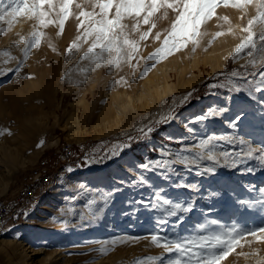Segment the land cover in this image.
Wrapping results in <instances>:
<instances>
[{
	"label": "rangeland",
	"instance_id": "374dc122",
	"mask_svg": "<svg viewBox=\"0 0 264 264\" xmlns=\"http://www.w3.org/2000/svg\"><path fill=\"white\" fill-rule=\"evenodd\" d=\"M77 3L81 8H76ZM94 3L95 0H74L62 33L56 23L38 27V22L27 16L17 17L11 26L7 19L0 22V29H3L0 32V69L5 73L0 74V128L2 122H7V131L0 132V146L16 155L14 164H0V200L15 194L22 172L33 167L39 157L46 155L50 161L58 162L61 147L66 144L73 148L68 163H78L84 170L74 169L65 181L53 182L32 213L29 207L28 216L10 231V227L7 228L8 232L0 237V264H136L138 260L143 264H161L159 260L147 259L155 256L161 257L166 264L167 259L174 258L177 253H166L150 239L157 231V221L165 218L163 212L168 207L156 200L154 194L157 192L172 201L195 205L192 212L182 214V219L167 217L168 223L160 231L168 238L193 239L201 225L213 220L221 226L235 225L247 230L264 227V205L260 203L264 201V167L255 159L245 160L239 144L240 139L245 141V152L249 146L256 149L264 146V103H261L264 91H256L258 86L264 85H259L258 75L252 76L264 70L261 65L264 53L256 51L249 57L250 49H245L237 56L234 50L214 69L204 62L215 53L214 47L220 46L218 42L223 35L233 34L235 47L241 42L246 35L242 29L256 16V6H219L215 15L201 26L198 45L189 42L158 62L147 58L161 47L176 13L172 9H161L154 18L156 27L146 40H139V33L147 31L151 25L141 21L139 32H133L132 25L136 21L126 17L122 22L128 26L129 38L139 43L137 53L130 62L125 57L116 67L107 63L96 67L87 59L81 60L91 38L87 42L82 40L79 50L67 53L70 43L83 31L77 27L82 19L78 18L79 12L93 11ZM53 19H56L54 14ZM218 27L222 28L215 31ZM35 31L44 35L38 46L30 49L27 60H23L25 45L21 37L30 39ZM253 31L257 33L259 49L264 43L258 39L261 25L255 24ZM157 32L160 40L155 39ZM217 32L223 35L217 37ZM5 51L9 56L2 55ZM21 60L23 66L16 72ZM250 60H255V65L250 64ZM146 65L149 71L141 77ZM179 74L184 79L194 77L196 80L180 87ZM165 81L178 87L154 99L155 88ZM188 92L193 95L183 106H177V120L157 124L149 137L140 138L138 129L166 115L173 105L172 98L178 101ZM128 98L132 99L137 111L125 120L123 116V128L93 136L105 121L115 119L117 109L122 108ZM13 107L23 110L22 120L17 123ZM212 107L227 111L221 117L191 124L194 118ZM69 114L72 119H68ZM236 115L243 118L232 128L229 121ZM73 117L79 120L77 128L86 132L80 139L67 137L70 129L66 125ZM29 120L35 124L33 130L28 128ZM186 124L193 128L192 132L187 131ZM208 134L236 138L232 144L222 142L219 150L235 152V156L229 157L227 166L216 165L214 174L198 175L196 166L189 170L181 164L150 171L138 168L149 160H175L177 152L191 155L185 150L194 151L198 140ZM128 137L133 139L129 141ZM123 143H129L130 147L122 152L116 149L120 154L112 156L114 147ZM162 149L168 150L170 155L161 156ZM102 154H105L103 161L98 163ZM233 162L236 167L231 166ZM210 165V161H204L200 167ZM249 167L253 171H247ZM141 173L148 184L137 181ZM104 196L108 197L106 201L101 199ZM92 200L97 203L91 204ZM148 201L156 207L146 206ZM238 201L255 203L245 207ZM5 238L10 240L3 241ZM221 264H264V240L243 238L241 245Z\"/></svg>",
	"mask_w": 264,
	"mask_h": 264
},
{
	"label": "snow or ice",
	"instance_id": "6c2138e0",
	"mask_svg": "<svg viewBox=\"0 0 264 264\" xmlns=\"http://www.w3.org/2000/svg\"><path fill=\"white\" fill-rule=\"evenodd\" d=\"M73 3L74 0H59L58 3L57 0H7V3L4 0H0V22L7 19L9 26H11L17 17L27 16L35 19L38 22V27H47L50 24L56 23L62 33L65 23L71 15V6ZM248 4H254L256 6L257 14L249 19L247 26L242 29L246 35L235 47L234 54L238 56L243 50L250 49L247 55L252 57L256 51L264 53V43H261L259 49L257 48V33L253 31L254 25L259 23L261 25V31L259 32L258 39L264 42V0H95L93 11L81 10L79 12L78 18L82 19H80L77 27L78 30L82 29L83 31L81 35H78L70 43L67 53L71 54L73 49L79 50L81 41L87 42L91 38L92 42L87 51L81 56V60L87 59L96 67L105 63L110 67H116L125 57L130 62L138 51L139 43L137 40L129 38L128 32L126 31L128 26L122 21L126 17L133 18L136 21L132 25L133 32H139L141 21L144 25L150 24L151 26L147 31L139 33V40H146L152 32V29L156 27L154 22L156 14L161 9H172L176 14L171 22L170 29L167 30L166 35L163 37L161 47L155 49L147 58L148 60L158 62L186 47L189 42L194 46L198 45L199 41L197 38L202 34L200 31L201 26L215 15V10L219 6L242 8ZM75 6L76 8H81V5L78 3ZM96 8L99 9L98 12L95 11ZM53 14L56 17L55 20L53 19ZM223 19L227 21L228 17H223ZM2 31L3 29H0V32ZM228 31L232 32V29L229 28ZM43 35V32L35 31L31 34L30 39L21 37L25 45L22 49L23 60H27L30 49L38 46L40 38ZM221 35H223L221 32L215 33L217 37ZM155 39H161L159 32L155 33ZM97 49L99 51H96ZM112 53H115V56H112ZM2 55L9 56V53L5 51ZM10 58L17 59L16 57ZM249 63L255 65L256 62L255 60H250ZM261 65L264 67V56H261ZM22 66L23 61L21 60L18 62L15 71L18 72ZM8 71H13V69H8ZM80 71L86 72L87 69H80ZM148 71L149 67L146 65L144 71L140 74L141 77L146 75ZM0 74H5L3 69H0ZM257 75L259 77V85H264V70L258 73H252L254 78ZM248 82L251 83V81ZM256 91H264V87L258 86ZM192 95V92H188L178 101L176 97H173V105L169 107L166 115L138 129L140 138L149 137L155 130L157 124L171 123L177 120L179 118L176 111L177 106H183L191 99ZM261 103H264V101ZM226 111L227 109L222 107H212L206 113L194 118L191 124H200L209 118L221 117ZM242 118V115H236L235 119L229 121L230 126L232 128L237 127V123ZM186 128L189 132L193 131L190 125L186 124ZM132 139V137H128L129 141ZM171 139L173 138L169 137V140ZM235 140V137L208 134L206 137L198 140L194 151L190 149L185 150L191 152V155H182L180 152H177L175 154V160H149L138 165V168L144 171H150L156 168L171 169L173 165L181 164L185 169L189 170L193 166H196L199 169L197 171L198 175L214 174L216 172V165L227 166L229 164V157L235 156V152L219 150L223 146L222 142L232 144ZM42 144L43 140L40 142V145ZM239 144L241 146V155L245 160L255 159L261 167H264V146L258 149L249 146L245 152L243 151L245 141L240 139ZM128 147H130L129 143L117 144L112 150L111 155L117 156L120 152L116 151V149H120L122 152ZM160 155L168 156L170 153L168 150L162 149ZM204 161H210L211 165L201 168L200 165ZM231 166L236 167V163L233 162ZM246 170L249 172L253 171L250 167L246 168ZM68 171L71 172L72 169L69 168ZM136 179L140 184L146 185L149 183L142 173ZM154 195L158 202H162L168 207L163 212L165 218L157 221V231L151 234V242L156 247H162L166 253H177L174 258H168L166 264H221V261L227 258L230 252L241 245L243 238L254 237L257 241L264 240V227L247 230L235 225L230 227L221 226L215 220L208 225H201L199 227V233L193 239L180 240L168 238L161 234L160 231L163 226L167 225V217L182 219V214L192 212L195 205L187 201H172L170 198H165L162 192H157ZM107 198V196H104L101 199L106 201ZM90 203L95 204L97 201L92 200ZM238 203L247 207L250 203L255 202L238 201ZM260 203L264 205V201ZM146 206L155 208L156 204L148 201L146 202ZM81 218L83 219V217ZM63 223L67 224V221ZM245 242L251 243V241ZM101 251L105 252L106 249H101ZM147 259L152 262L159 260L161 264H164V261L159 256L148 257ZM136 264H143V261L138 260Z\"/></svg>",
	"mask_w": 264,
	"mask_h": 264
},
{
	"label": "bare ground",
	"instance_id": "6f19581e",
	"mask_svg": "<svg viewBox=\"0 0 264 264\" xmlns=\"http://www.w3.org/2000/svg\"><path fill=\"white\" fill-rule=\"evenodd\" d=\"M220 28H222V27H218L217 29H215V31L220 30ZM233 36H234L233 34L232 35L228 34L226 36L223 35V37L220 38V41L218 42V43H220V46H216L213 49V52H215V53L210 54L209 58L204 59V62L209 63V65L212 67V69H214L216 67H220L221 66L220 64L223 62L225 57H227V55H230L231 52H233L235 50V43L233 42L234 41ZM179 75H180V78L177 82H178V86H180V87L181 86L186 87V85H189L193 81L196 80L194 77H192L191 79H189V78L184 79V77L181 76V74H179ZM177 87L171 83L166 82V81L164 83L159 84L155 88L157 95L155 96L156 98H154V99L158 100L159 98H161V96H164V95H167L169 93L174 92V90ZM249 94L252 95L253 97H255V95H253L252 93H249ZM131 100L132 99L128 98V101H126L125 103L122 104V108L117 109L115 119L105 121L104 124L102 126H100L98 130L94 131V133L92 135L95 137H99V135L111 133V132H113V130L114 131L118 130V129L121 130V128H123V126H124L125 118L126 117L128 118L130 113H134L135 111H137L136 106L133 103H131ZM31 109H33V108H31ZM22 111H23L22 108H18V107L12 108L13 118H15L16 123H17V121L22 120L20 118ZM124 115H125V117L123 120ZM67 117H68V119H72L70 114ZM77 121L79 122L78 119L73 117V121L68 122V124L66 125L67 126L66 128L70 129L68 131V134H67V137L70 139H80L86 133L85 129H80V128L78 129L77 128V126H76ZM73 122H75V124ZM28 128H29V130H33L35 128V124L31 120H29ZM6 129H7V122L5 121V122H2L0 132H5L4 130H6ZM70 146L71 145L66 144L65 148L73 149ZM61 148H63V147H61ZM0 150L2 151L1 152L2 158H0V164H3V166H6V162H9L10 164H14V161L16 159V155L14 154V152L12 150L6 148V147L4 148L3 146H0ZM7 151L9 153H7ZM61 151H64V148ZM45 156L39 157L37 162H35L33 164L34 165L33 167L29 168L25 172H22V174L18 180L19 186H18L15 194L12 197L8 198L7 200H0V202H7V201L15 200L16 198H18V196L21 195L22 190L30 188L31 185L36 184L38 181L41 180V173H47L48 172V165H45L46 161H47V157H45ZM54 156L56 157V155H54ZM71 173L72 172H67L64 174H59L58 176H56L54 173L53 174H44V180L45 181H43V183L41 184V190H38V194L36 195V197H34L29 203V207H31V210L29 211V213H32V210L38 204L40 199L42 197H44L43 195H45L49 191V188L53 182L58 183V182H61L63 180L65 181L71 175ZM6 188H7V184L2 188V191L5 192ZM29 213H23L22 215H18V218L14 219V222L7 225L6 228L10 227V229H11L12 226H16L18 224V222L23 220L24 217L28 216ZM7 232H8L7 229L4 230V233L0 232V237L3 234H6ZM8 240H10V238L3 239V241H8ZM14 249H15V247H14Z\"/></svg>",
	"mask_w": 264,
	"mask_h": 264
},
{
	"label": "built area",
	"instance_id": "2783aa9c",
	"mask_svg": "<svg viewBox=\"0 0 264 264\" xmlns=\"http://www.w3.org/2000/svg\"><path fill=\"white\" fill-rule=\"evenodd\" d=\"M63 148L64 151H61V155L58 162H52L47 157L45 165H48V172L41 173L40 181H38L36 184L31 185V187L28 189L22 190L21 195L18 196V198H16L15 200L0 202V232L4 233V230L7 229V225L13 223L14 219L18 218V215L28 213L27 209L29 208L30 201L34 197H36V195L38 194V190H41V184L43 183V181H45L44 174L54 173L56 176H58L59 174L69 172V168H71L72 171L74 169H81V171H84L81 167H79L78 163H68L67 160L70 159L69 157L73 156V149H67L65 148V146H63ZM104 156L105 154H102V156L99 157V160H97V162H102ZM88 162L94 163L92 159H88Z\"/></svg>",
	"mask_w": 264,
	"mask_h": 264
},
{
	"label": "crops",
	"instance_id": "0c3cea01",
	"mask_svg": "<svg viewBox=\"0 0 264 264\" xmlns=\"http://www.w3.org/2000/svg\"><path fill=\"white\" fill-rule=\"evenodd\" d=\"M14 227H15V226H12L11 229H13ZM11 229H10V230H11ZM10 230H9V231H10Z\"/></svg>",
	"mask_w": 264,
	"mask_h": 264
}]
</instances>
